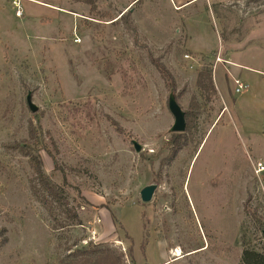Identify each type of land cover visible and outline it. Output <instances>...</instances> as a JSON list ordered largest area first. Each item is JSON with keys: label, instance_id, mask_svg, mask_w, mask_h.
<instances>
[{"label": "rangeland", "instance_id": "rangeland-1", "mask_svg": "<svg viewBox=\"0 0 264 264\" xmlns=\"http://www.w3.org/2000/svg\"><path fill=\"white\" fill-rule=\"evenodd\" d=\"M184 1L0 0V264H242L264 250V0ZM36 160L54 212L34 194Z\"/></svg>", "mask_w": 264, "mask_h": 264}, {"label": "trees", "instance_id": "trees-1", "mask_svg": "<svg viewBox=\"0 0 264 264\" xmlns=\"http://www.w3.org/2000/svg\"><path fill=\"white\" fill-rule=\"evenodd\" d=\"M121 16V18H123ZM209 74H202L199 79V86L202 88H207V79H209ZM210 81V80H209ZM36 165V177L38 186L34 188V194L37 200L42 203L44 206L49 207L51 212H54L55 207H53L54 203L61 200V195L59 191L54 187L45 173L42 170L41 162L39 160L35 161ZM74 221H78L77 215H72ZM264 236V230L261 231ZM242 264H264V250L263 251H255L246 249L242 254L241 259Z\"/></svg>", "mask_w": 264, "mask_h": 264}, {"label": "water", "instance_id": "water-1", "mask_svg": "<svg viewBox=\"0 0 264 264\" xmlns=\"http://www.w3.org/2000/svg\"><path fill=\"white\" fill-rule=\"evenodd\" d=\"M27 104L32 113L38 112V107L32 101V95L29 94L27 97ZM169 111L174 117V125L171 129L174 134H182L187 129L186 114L176 101L175 97L169 99ZM136 152H141L142 147L137 143L133 142ZM157 187L155 185L148 186L141 191V200L143 203H150L153 199L154 193Z\"/></svg>", "mask_w": 264, "mask_h": 264}, {"label": "built area", "instance_id": "built-area-1", "mask_svg": "<svg viewBox=\"0 0 264 264\" xmlns=\"http://www.w3.org/2000/svg\"><path fill=\"white\" fill-rule=\"evenodd\" d=\"M190 56H186V59H190ZM235 92L237 94H241L242 92H245L248 89V86L243 83L240 80H235ZM255 171L257 175H261L264 174V163L263 162H258L256 167H255Z\"/></svg>", "mask_w": 264, "mask_h": 264}, {"label": "flooded vegetation", "instance_id": "flooded-vegetation-1", "mask_svg": "<svg viewBox=\"0 0 264 264\" xmlns=\"http://www.w3.org/2000/svg\"><path fill=\"white\" fill-rule=\"evenodd\" d=\"M218 179H219V178H218ZM234 179H235V177L231 179V188H232V191H231V200H230V201H233V199H234V201H236V198H237V193H236V191H237V184H236V179H235V181H234ZM216 181H217V180H215V181H210V182H212L211 184H215ZM208 184L211 186L210 183H208ZM154 185L157 187V189H156V191H155V193H154L153 198H155V196H156V192H157V190H158V184H154ZM218 185H219V183H218ZM218 185H217V187H218ZM217 187H216V188H217ZM212 189H215L213 185H212ZM220 204H221V203H220ZM232 216H233V215H232Z\"/></svg>", "mask_w": 264, "mask_h": 264}, {"label": "crops", "instance_id": "crops-1", "mask_svg": "<svg viewBox=\"0 0 264 264\" xmlns=\"http://www.w3.org/2000/svg\"><path fill=\"white\" fill-rule=\"evenodd\" d=\"M195 0H187V1H184L178 8H181V7H185L191 3H193Z\"/></svg>", "mask_w": 264, "mask_h": 264}, {"label": "bare ground", "instance_id": "bare-ground-1", "mask_svg": "<svg viewBox=\"0 0 264 264\" xmlns=\"http://www.w3.org/2000/svg\"><path fill=\"white\" fill-rule=\"evenodd\" d=\"M174 256L178 257V259H181L182 258V252L179 249H177V251H174Z\"/></svg>", "mask_w": 264, "mask_h": 264}]
</instances>
